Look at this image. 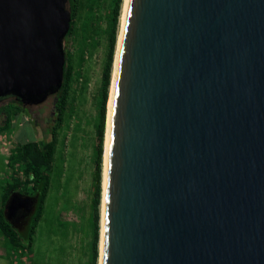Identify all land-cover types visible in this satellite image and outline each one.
I'll use <instances>...</instances> for the list:
<instances>
[{"label": "water", "instance_id": "water-1", "mask_svg": "<svg viewBox=\"0 0 264 264\" xmlns=\"http://www.w3.org/2000/svg\"><path fill=\"white\" fill-rule=\"evenodd\" d=\"M71 21L0 0V98L59 93ZM106 153L99 263L264 264V0H128Z\"/></svg>", "mask_w": 264, "mask_h": 264}, {"label": "trees", "instance_id": "trees-1", "mask_svg": "<svg viewBox=\"0 0 264 264\" xmlns=\"http://www.w3.org/2000/svg\"><path fill=\"white\" fill-rule=\"evenodd\" d=\"M108 8V53L103 68L102 85L97 101L96 145H95V187L91 204L92 213L89 224L92 240L85 249L86 259L78 257L73 259L69 249L74 246L69 244L71 229H76V224L69 221L48 219L47 200L52 189L55 173L56 154L60 142L59 131L66 119L73 118L78 110L76 102L82 95L87 83L81 80V69L76 66L82 62V57L76 61L73 53L66 52L64 81L61 90L56 94L54 111L57 117L56 124L47 140L18 143L9 154L8 165L11 169L9 180L3 186V195L0 209V232L10 249L24 264H98L100 243V207L102 201V172L104 141L107 123V104L112 81L114 57L118 41L119 26L123 0H109ZM72 21L71 28L66 38L72 42L86 39L88 34L96 41L97 13L95 0H69ZM97 8V9H96ZM96 45V43H95ZM27 112L22 103L13 101L2 106L0 113V134L11 130L13 119L22 112ZM79 116V115H78ZM14 192H21L36 201L35 208L30 216L29 223L24 230L13 225L5 215L6 206ZM45 243L47 249L42 251ZM22 261V260H21ZM27 262V263H26Z\"/></svg>", "mask_w": 264, "mask_h": 264}, {"label": "rangeland", "instance_id": "rangeland-1", "mask_svg": "<svg viewBox=\"0 0 264 264\" xmlns=\"http://www.w3.org/2000/svg\"><path fill=\"white\" fill-rule=\"evenodd\" d=\"M108 1L109 0H95V7H99L96 21L98 29L96 41L92 38L91 34H88L84 41H82V38L75 42H72L71 38L64 39L65 51L73 53V57L76 61H79L81 57L83 59L82 62H78L76 69L78 71L81 69V80H85L87 88L82 95L78 96L76 102L78 113H76L73 118L69 120L66 119L63 127L59 131L60 142L56 154V169L53 176L52 189L46 203V216L48 219H54L58 224L61 220L76 224V229L72 228L69 235V244L74 246L73 249H69V253H71L70 255L73 259H77L78 257L86 259V255L84 254L85 249L92 240L89 218L92 213L91 204L95 187L96 163L94 151L97 142V101L102 85L103 68L108 53V35L106 32L108 26ZM125 4L126 0H123L118 41L122 29ZM113 74L114 65L109 99L112 93ZM109 99L107 104L106 133L108 124V105L110 104ZM55 100L56 95L51 96L41 105L26 107L29 110L28 113L24 111L20 113L13 119L11 130L0 134V209L3 186L5 182L9 180L11 174V169L8 165L11 149L18 143L47 140L49 138L50 132L57 121V117L52 116ZM13 101H16L15 97H6L2 104L5 105ZM106 133L103 154L102 199ZM16 193L18 192H14L12 195ZM25 197L28 196L22 194V198ZM31 212L25 216L20 212L13 221L7 216V208L5 215L13 225L24 230L29 223ZM100 215V228L102 229V201ZM101 229L99 250H101ZM46 249L47 245L44 243L42 245V251ZM22 262H25V260L20 259L17 254L10 249L0 232V264H24Z\"/></svg>", "mask_w": 264, "mask_h": 264}, {"label": "bare ground", "instance_id": "bare-ground-1", "mask_svg": "<svg viewBox=\"0 0 264 264\" xmlns=\"http://www.w3.org/2000/svg\"><path fill=\"white\" fill-rule=\"evenodd\" d=\"M127 3L128 0H126L125 8H124V15H123V21H122V29H121V34L119 37L118 41V48L116 52V58H115V64H114V74H113V82H112V93L110 94L111 97L109 99L110 104L108 105V124H107V133H106V142H105V157H104V173H103V199H102V234H101V250L103 248V211H104V179H105V164L107 160V138H108V126H109V116H110V109L112 105V98H113V90H114V83H115V77H116V71H117V63H118V53H119V48L121 44V39H122V33H123V27L125 23V18H126V12H127ZM100 264H101V259H100Z\"/></svg>", "mask_w": 264, "mask_h": 264}, {"label": "flooded vegetation", "instance_id": "flooded-vegetation-1", "mask_svg": "<svg viewBox=\"0 0 264 264\" xmlns=\"http://www.w3.org/2000/svg\"><path fill=\"white\" fill-rule=\"evenodd\" d=\"M15 100H16V99H15ZM3 101H4V98H0V110H1V108H2V106H3V104H2ZM16 101H17V100H16ZM17 102H18V101H17ZM26 109H28V108H26ZM0 116H1V113H0ZM52 116H53V117L56 116V115H55V111H53ZM22 194H23V193H22ZM23 195H24V194H23ZM11 196H13V195H11ZM24 196H27V195H24ZM10 198H11V197H10ZM35 205H36V201L32 200V203H31L30 207L23 206V207L17 209L13 214H12L11 211L9 210L7 216L10 218L11 221H13L14 218H15L16 216H18L17 214H19L20 212H22L21 214H22L23 216L27 215V214L30 213L31 211H32L31 213H33V210H34V208H35ZM31 215H32V214H31ZM31 215H30V216H31Z\"/></svg>", "mask_w": 264, "mask_h": 264}]
</instances>
